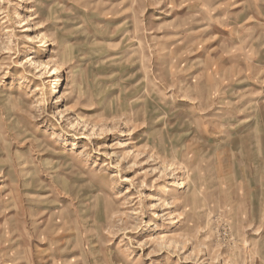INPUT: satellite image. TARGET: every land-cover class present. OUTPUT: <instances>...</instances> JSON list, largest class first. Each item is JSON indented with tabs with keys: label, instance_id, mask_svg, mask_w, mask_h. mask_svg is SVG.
Returning a JSON list of instances; mask_svg holds the SVG:
<instances>
[{
	"label": "rangeland",
	"instance_id": "1",
	"mask_svg": "<svg viewBox=\"0 0 264 264\" xmlns=\"http://www.w3.org/2000/svg\"><path fill=\"white\" fill-rule=\"evenodd\" d=\"M0 264H264V0H0Z\"/></svg>",
	"mask_w": 264,
	"mask_h": 264
},
{
	"label": "bare ground",
	"instance_id": "2",
	"mask_svg": "<svg viewBox=\"0 0 264 264\" xmlns=\"http://www.w3.org/2000/svg\"><path fill=\"white\" fill-rule=\"evenodd\" d=\"M182 186V185H181Z\"/></svg>",
	"mask_w": 264,
	"mask_h": 264
}]
</instances>
